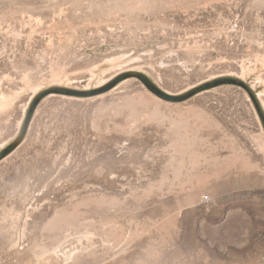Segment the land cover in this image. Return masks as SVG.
<instances>
[{
  "label": "rangeland",
  "instance_id": "1",
  "mask_svg": "<svg viewBox=\"0 0 264 264\" xmlns=\"http://www.w3.org/2000/svg\"><path fill=\"white\" fill-rule=\"evenodd\" d=\"M249 89L264 0H0V264H264Z\"/></svg>",
  "mask_w": 264,
  "mask_h": 264
},
{
  "label": "water",
  "instance_id": "2",
  "mask_svg": "<svg viewBox=\"0 0 264 264\" xmlns=\"http://www.w3.org/2000/svg\"><path fill=\"white\" fill-rule=\"evenodd\" d=\"M145 81L147 82V84L156 92L158 93H163V90H161L158 86L155 85V83H153L150 79H148L147 77H144ZM250 90V89H249ZM251 96L254 99V101L256 102L257 108L261 114V116L264 118V111L261 107V105L259 104V102L257 101V98L255 97L254 93L250 90ZM26 129H24L21 137H20V143L21 141L24 139L25 137V131Z\"/></svg>",
  "mask_w": 264,
  "mask_h": 264
},
{
  "label": "trees",
  "instance_id": "3",
  "mask_svg": "<svg viewBox=\"0 0 264 264\" xmlns=\"http://www.w3.org/2000/svg\"><path fill=\"white\" fill-rule=\"evenodd\" d=\"M216 82H218V79L217 80H215V81H213V82H211L210 83V85H208V86H211V84H215ZM161 95H163L164 97H169L168 95H165V94H163V93H161ZM170 98V97H169ZM24 131V130H23ZM23 131H22V133H23ZM22 133H21V135H22ZM21 135L17 138V140H15L13 143H11L5 150H4V152H3V156H6V155H9L10 153H12L23 141H24V139H25V137H24V139L21 141V143H20V137H21Z\"/></svg>",
  "mask_w": 264,
  "mask_h": 264
},
{
  "label": "built area",
  "instance_id": "4",
  "mask_svg": "<svg viewBox=\"0 0 264 264\" xmlns=\"http://www.w3.org/2000/svg\"><path fill=\"white\" fill-rule=\"evenodd\" d=\"M201 201L204 203V204H208V203H212L213 202V199L210 195H204L202 198H201Z\"/></svg>",
  "mask_w": 264,
  "mask_h": 264
},
{
  "label": "bare ground",
  "instance_id": "5",
  "mask_svg": "<svg viewBox=\"0 0 264 264\" xmlns=\"http://www.w3.org/2000/svg\"><path fill=\"white\" fill-rule=\"evenodd\" d=\"M261 95V94H260Z\"/></svg>",
  "mask_w": 264,
  "mask_h": 264
}]
</instances>
